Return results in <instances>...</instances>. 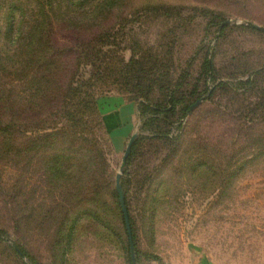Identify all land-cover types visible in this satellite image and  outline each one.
<instances>
[{"label":"trees","instance_id":"obj_1","mask_svg":"<svg viewBox=\"0 0 264 264\" xmlns=\"http://www.w3.org/2000/svg\"><path fill=\"white\" fill-rule=\"evenodd\" d=\"M0 1L9 2L4 9L0 6L6 11L1 13L4 21L0 27V194L5 196L0 209L8 201L5 205L10 211L22 209L27 225L48 226L49 247L59 259L68 258L78 241L91 233L121 244L128 263L133 264L116 179L104 149L109 132L97 99L99 93H106L100 90L103 84L112 81L133 99H141V130L149 132L135 142L121 178L137 264L160 262L161 258L140 248L132 190L147 194V205L139 209L141 218L149 216L155 242L154 220L162 199L149 201L153 194L148 193L165 197L162 192L167 181H159V177L182 149L192 148L197 155L191 169L195 177L201 169L218 171L223 185L219 193L232 188L237 174L263 164L264 67L253 71L246 63H236V58L230 66L218 67L217 59L227 31L264 32L246 23L224 26L227 13L208 6L218 1L239 5L243 0ZM132 18L137 20L129 30ZM200 18L206 20L202 39L182 64L174 56L181 42L176 30L170 31L172 40L167 44L150 47L137 39L134 28L141 29V19H152L180 21L179 27L184 29ZM211 35L213 46L205 43ZM121 36L132 43L128 60L115 52L122 45L118 43ZM239 66L245 70L236 72ZM205 96L204 103L217 105L207 116L227 118L219 122L230 136L218 133L216 142L242 146L238 154L221 151L212 159L206 139L186 138L190 119L199 110L190 113L191 107ZM163 148L169 152L151 168ZM233 156L239 157L238 164L233 165ZM8 166L20 167L23 179H18L19 187L4 184ZM30 172L42 179L43 197L37 205L33 203L35 190L28 191ZM154 179L159 182L157 190H151ZM9 239V231L0 228V246L22 264L27 260L38 264L26 246L11 244Z\"/></svg>","mask_w":264,"mask_h":264},{"label":"rangeland","instance_id":"obj_2","mask_svg":"<svg viewBox=\"0 0 264 264\" xmlns=\"http://www.w3.org/2000/svg\"><path fill=\"white\" fill-rule=\"evenodd\" d=\"M176 2L185 1L176 0ZM7 5H9L8 1H0L3 9ZM208 6L224 10L227 13L226 20H237L239 23L236 25L252 20L253 23L264 27V0H243L239 5L218 1L216 5ZM3 9H0V27L4 21L1 15L5 11H2ZM133 12L138 16L136 11ZM150 15L146 13V16L150 17ZM136 20L137 18H132L129 30ZM140 22L142 24L140 30L137 25L134 27L139 33L137 39L150 47H158L159 43L167 44L172 40L170 31L176 30L181 42L175 49L174 56L179 57L182 64L197 49L203 36L206 20L200 18L184 29L179 27L180 21L174 20L153 22L152 19H145L143 22L141 19ZM212 37L211 35L205 42L207 45L215 44ZM121 42V47H116L115 52L124 55L128 60L133 54L132 43L128 38L125 41L122 36L118 38V43L121 44ZM220 50L222 53L217 59L218 67L230 66L232 58H236V63H246L251 66L253 71L264 67V35L240 29L227 31ZM89 70L91 71V67ZM244 70L245 68L239 66L236 72ZM101 84L99 83L100 87ZM102 88L104 89L100 90L106 93H99L97 99L109 132V137H105L104 149L116 179L130 138L135 133L139 136H149V132L141 130L142 118L139 112L141 99H133L130 94L123 91L121 86L113 84L112 81L103 84ZM203 103L190 119L186 138L196 141H200L199 138L206 139L208 141L206 143L210 144L212 159L221 151L238 154L236 152L242 146L234 147L230 143L221 145L216 142L218 133L226 132L227 135L224 136H230L228 130H223L225 124L220 125L219 122H226L227 118L207 116L209 111L217 108V105L211 102ZM232 149L235 152H232ZM160 151L159 157H162L153 159L151 168L158 166L160 159L169 152L164 148ZM193 153L192 148L182 149L180 157L173 159L172 165L165 168V174L159 177V181H167L162 192L165 197L151 192L152 189L157 190L159 187V182L155 179L153 185H156L152 186L149 191L151 193H148L153 194L149 196V201L156 197L162 199V205L154 220L155 242L149 231L151 226L149 216L145 215V218H141L142 213L139 209L147 205L145 204L147 194L139 195L136 189L132 190L131 197L134 203V216L138 222L140 248L161 256L160 262L144 261L143 264H189V261L202 257L213 264H264V162L248 169L244 174H237L236 179L232 178L233 183L230 185L232 188L228 192L219 193L218 188H222L223 185L219 182L220 176L217 177V170L216 173L215 170L211 173L201 169L197 177L191 174L197 158V155ZM238 159L239 157L233 156V165L238 164L240 160ZM11 166L6 168L7 173L3 177V182L8 185L7 188L14 185L19 187L18 179H23L21 169L16 166L11 168ZM225 166L229 168L228 165ZM28 178L31 179L28 191L35 190L33 203L37 205L43 197L39 188L42 186V179L39 180L36 172L34 174L30 172ZM149 185L150 183H147L148 187ZM15 196H17L16 190ZM4 197L0 194V202ZM138 199L140 203H137ZM3 202L1 203L3 208L0 209V228L9 231L11 244L18 242L26 246L38 264H129L121 244L109 243L91 233L85 234L78 241L68 258L59 259L50 250L48 226H40L36 223L27 225L26 220L22 218V209L16 207L14 211H10V206L5 205L8 201ZM75 215L73 214V217ZM0 264L22 263L2 245L0 246ZM23 264L31 263L27 260Z\"/></svg>","mask_w":264,"mask_h":264},{"label":"water","instance_id":"obj_3","mask_svg":"<svg viewBox=\"0 0 264 264\" xmlns=\"http://www.w3.org/2000/svg\"><path fill=\"white\" fill-rule=\"evenodd\" d=\"M236 23H239V22L237 20H228L223 25L225 26V25L236 24ZM245 23L247 25L253 26L255 29H257L259 31L264 32V27H262V26H260V25H258L256 23H253V22H250V21H246ZM209 95H210V93L207 96H209ZM207 96H205L204 98L198 100L191 107L190 113L192 111H194L197 107H199L204 102V100H205V98ZM138 138H139V134L138 133H135L130 138V141H129L128 145H127V148H126L123 160H122L120 171H119V173L116 176V186H117V189H118V192H119L120 203L122 205V210H123V213H124V216H125V222H126L127 229H128V234H129V239H130L131 256H132L133 264H137L136 249H135V244H134V240H133V232H132V227H131V222H130V216H129L128 208L126 206L125 193H124V190H123L121 178H122L123 174L126 171L128 158L130 157V155L132 153L133 146H134V144H135V142L137 141ZM23 258L25 259L24 255H23Z\"/></svg>","mask_w":264,"mask_h":264},{"label":"crops","instance_id":"obj_4","mask_svg":"<svg viewBox=\"0 0 264 264\" xmlns=\"http://www.w3.org/2000/svg\"><path fill=\"white\" fill-rule=\"evenodd\" d=\"M106 122V121H105ZM161 258V256H159ZM153 263L158 262V261H152ZM160 264V263H159ZM189 264H213L206 258L202 257L200 259H195L193 261H189Z\"/></svg>","mask_w":264,"mask_h":264}]
</instances>
